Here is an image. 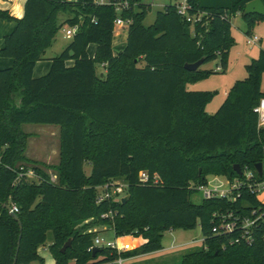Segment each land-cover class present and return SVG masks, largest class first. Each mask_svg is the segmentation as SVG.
<instances>
[{"label": "trees", "instance_id": "1", "mask_svg": "<svg viewBox=\"0 0 264 264\" xmlns=\"http://www.w3.org/2000/svg\"><path fill=\"white\" fill-rule=\"evenodd\" d=\"M107 1L26 0L20 18L0 8V19L15 23L0 48L1 57L14 61L0 68V264H12L15 255L16 264H43L38 248L48 231L55 264H111L160 250L164 232L197 222L203 244L177 264H264V222L254 227L251 244L231 242L236 231L213 232L214 212L250 208L257 204L252 194L243 191L233 202L191 200L209 175L233 179L238 176L233 165L242 170L261 160L264 129H257L254 108L264 96V50L245 65L246 77L232 84L212 114L205 107L214 93L187 84L214 71L185 68L203 58V64L219 59L218 71L226 70L230 18L243 16L251 0H186L188 13L199 16L195 22L171 3L146 27L148 5L141 0H127L119 11L123 0ZM60 12L71 17L59 23ZM117 17L129 23L126 46L114 54ZM243 19L250 34L264 16ZM63 24L78 28L49 58L47 75L34 77V65ZM90 43L96 44L93 57L87 53ZM97 65L104 72L98 74ZM25 123L59 126L56 165L25 156ZM85 164L91 166L89 174ZM49 168L58 173L55 181ZM141 170L159 181H141ZM114 180L123 181L129 198L97 201L101 186ZM5 205L16 206L21 229ZM97 225H108L115 237L144 241L122 252L106 246L93 252L96 232L88 227Z\"/></svg>", "mask_w": 264, "mask_h": 264}, {"label": "rangeland", "instance_id": "2", "mask_svg": "<svg viewBox=\"0 0 264 264\" xmlns=\"http://www.w3.org/2000/svg\"><path fill=\"white\" fill-rule=\"evenodd\" d=\"M142 3L148 5L147 15L143 19L142 23L149 26L153 23L156 13L162 10L165 5L173 3L172 0H141ZM68 17H71L70 13L60 12L58 14V22L65 21ZM68 24H63L60 27L52 40L51 45L46 49L45 57H53L60 53L62 49L69 43L70 37H66L63 28H66ZM230 27L232 34V45L230 47L228 57H227V67L225 71H218L219 59L212 60L203 65L201 69L212 70L214 73L200 78L194 82H189L187 88L190 90H208L214 93L213 97L205 107L207 114L214 113L218 107L221 105L226 97L227 91L232 86V84L239 79L246 77L245 65L251 61L253 58H257L261 50H264V19L256 20L251 26L250 31L246 33L247 26L243 19V16L239 13L231 16ZM115 28H118L117 26ZM127 26H123L122 29L126 30ZM248 35H257L260 40L252 45L248 46L246 43V38ZM116 49V48H115ZM103 71L100 66L97 65V73L101 74ZM261 87L264 88V73L261 75ZM57 128L55 124H35L27 123L23 125V130L25 132H32V137L28 139V151L27 156L31 158H37L40 161H45L44 163L48 165H56L59 161L58 155H54L52 159L46 160L45 150L41 149L43 141L47 139L48 134L53 135L49 129ZM58 140V136L55 137ZM91 166L89 164L84 165V170L89 173ZM50 173V177L57 175L58 173L52 169H46ZM219 180L225 181L226 178L223 175H218ZM32 181H35V177L28 176ZM209 183L215 184L217 181L214 179V175H209ZM119 182L123 183L122 180ZM124 184V183H123ZM126 193L125 187L122 188L119 196H124ZM260 198L264 199V192L259 194ZM203 199V194L200 190L196 191L191 195V200L195 203L201 202ZM91 227H88V229ZM107 239L113 240L115 237L112 231L107 232ZM47 242L45 243L46 249H41V253H45L44 261L45 264H50V259L53 264L55 261L52 258L47 249L49 241L52 240V233L48 231ZM202 232L197 222L192 228H178L174 230H169L164 232L161 238L162 248L160 250L151 252L146 255L138 256L129 262H124L122 264H177L180 262L182 256L192 250H197L202 245ZM118 246L123 250L133 249L134 242L130 238H122L118 241ZM33 264H37L36 262ZM118 264V263H111Z\"/></svg>", "mask_w": 264, "mask_h": 264}, {"label": "built area", "instance_id": "3", "mask_svg": "<svg viewBox=\"0 0 264 264\" xmlns=\"http://www.w3.org/2000/svg\"><path fill=\"white\" fill-rule=\"evenodd\" d=\"M173 4H175L178 13L185 16L186 19L190 22H195L199 18L198 15H190L187 11L189 8L186 0H172ZM100 3L109 2L107 0H99ZM128 6V1L123 0L121 3L117 4V10L119 11L122 8ZM129 20H125L121 17H117L115 19V27H123L127 26ZM78 27L74 26H66L63 28L65 36L71 37ZM260 38L257 35H248L246 38V43L248 46H252L256 44ZM219 69V67H217ZM254 112L257 115V129H264V96L260 97L258 103L254 108ZM261 163L260 172L255 167L244 166L241 170V173L238 174L237 177L233 179H229L227 177L225 181L219 180L218 175H214V179L217 181L215 184H210L209 180L203 185L198 186V190H200L203 194V199H214V198H224L230 202H233L237 197L241 195V193L249 192L252 194L257 200V204L246 209L234 210L232 207L226 209L225 211H218L213 213V232L216 233H224V232H233L236 231V236L233 238L231 242L239 243L243 242L245 244H251L253 241V230L254 227L259 225L260 222H264V199L260 198L259 194L264 192V148H262L261 160L258 161ZM27 176H33L34 174L31 170H28L26 173ZM139 179L141 181L147 182L151 181L152 183H157L158 177L154 175V177L149 176L147 171L141 170L139 172ZM125 187V184L119 182V180H114L111 182L105 183L101 186V193L97 196V201H101L102 199L113 196L115 199H120V192H122V188ZM245 207L248 205L244 203ZM13 211L16 210V206L11 207ZM243 210V211H242ZM103 216V215H102ZM111 247L116 248L118 251H123L118 246V243L114 241L105 240L100 237L94 238L93 246L89 248L93 249L94 247ZM116 263L122 264L123 258L119 257L115 260Z\"/></svg>", "mask_w": 264, "mask_h": 264}, {"label": "crops", "instance_id": "4", "mask_svg": "<svg viewBox=\"0 0 264 264\" xmlns=\"http://www.w3.org/2000/svg\"><path fill=\"white\" fill-rule=\"evenodd\" d=\"M25 1L26 0H0V8L8 10L10 12V14L13 15L14 17L20 18L24 12ZM14 26H15L14 22H10V21L0 19V48L3 46V37L6 34L10 33ZM117 27L118 28L114 29L113 40H112V50H113L114 54H117L118 51H120L121 49L124 48V46H126L125 44H126L127 30H128V29H126V30L122 29L123 27H119V26H117ZM95 49H96V44L90 43V45H88L87 53L90 57L94 56ZM45 52H46V50H45ZM49 58L45 57V53H44V59L36 62V64L34 65V68H33V72H32L34 77L44 76L45 74L47 75V72L49 71L50 66H51V61L49 60ZM13 64H14V61L12 58H6V57L0 56V68L11 67ZM72 64H73L72 60L66 61L67 66H71ZM100 67H101L102 71L104 72L103 67L102 66H100ZM25 124H27V123H25ZM23 125L24 124L21 125L22 130H23ZM49 131L54 133V134L53 135L48 134L49 137H47V139L45 141H43V145L41 148V149L45 150L44 154L46 155L45 156L46 160L52 159L55 154L58 155V157H59V126L57 125V128L54 127L52 129H49ZM25 133L29 134L28 139L32 137V132H25ZM56 136H58V140H55ZM27 151H28V140H27V145H26V149L24 152L25 156H27V153H26ZM27 158L40 161L37 158H31L29 156H27ZM41 162H43V161H41ZM87 174H89V173H87ZM52 180L53 181L56 180V175L52 176ZM88 231H94V232H96L97 237L103 238L105 240L113 241V240L107 239V236H106L107 232L112 231L108 225H97V226L89 228ZM113 235H114V233H113ZM122 238H130L134 242V246L132 248L139 246L144 241L142 239V237L138 238V237H134L132 235H125V236L115 237V240H116L115 243H118V241ZM49 243H51V240L49 241ZM41 249H43V250L46 249L45 244L38 248V253L43 258V264H45L44 257H46V256H45V253L40 252ZM126 250H128V249H126ZM123 251H125V250H123ZM144 255H146V254H144ZM139 256H142V255H139ZM137 257L138 256L125 258V259H123V263L129 262V261H131ZM35 262L37 264H39L37 261H33L29 264H33ZM49 263L53 264L51 259H50ZM113 263H116V261H114Z\"/></svg>", "mask_w": 264, "mask_h": 264}, {"label": "water", "instance_id": "5", "mask_svg": "<svg viewBox=\"0 0 264 264\" xmlns=\"http://www.w3.org/2000/svg\"><path fill=\"white\" fill-rule=\"evenodd\" d=\"M249 14H257V15H262L264 16V3H262L261 0H251L249 2L246 3L245 8H244V12H243V16L244 15H249ZM203 58L199 59L198 61L194 62V63H187L185 64V68L187 70H197L201 65H203ZM255 167L257 168V170L260 172L261 170V163L257 162L255 164ZM233 169L237 174L241 173L240 170V166L238 164L233 165ZM129 198V194H125L124 196L121 197V202H125L127 199ZM6 208L9 210V212L13 215V217L17 220L19 228L21 229L22 225H21V221L19 220V218L17 217V215L14 213V211L12 210V208L9 205H5ZM20 235L18 238V244L20 241ZM70 245V239H68L63 246L61 247V251H65V249ZM98 249V247H94L93 248V252H95ZM18 251V245L16 248V253ZM12 264H16V255L13 259Z\"/></svg>", "mask_w": 264, "mask_h": 264}]
</instances>
